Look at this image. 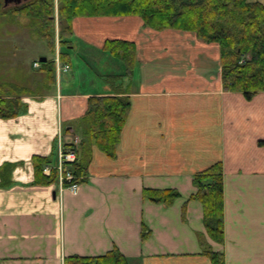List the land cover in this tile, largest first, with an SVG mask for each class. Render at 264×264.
I'll return each instance as SVG.
<instances>
[{"label": "crops", "instance_id": "obj_1", "mask_svg": "<svg viewBox=\"0 0 264 264\" xmlns=\"http://www.w3.org/2000/svg\"><path fill=\"white\" fill-rule=\"evenodd\" d=\"M85 19V34L99 48L109 38L137 45L135 72L115 82L132 102L117 156L80 144L78 160L87 165L76 192L36 184L32 158L57 159L59 146L80 136L88 98L116 90L106 82L80 91L67 76V92L23 96V114L0 118V167L18 163L13 183L0 187V264H64L69 255L114 247L129 264H213L203 253L208 245L224 253L225 264H264V91L247 100L225 90L219 45L194 33L156 31L136 16ZM122 23L91 36L98 24ZM218 161L222 244L210 239L202 204L191 199L194 175ZM145 188H175L181 197L164 205L144 198Z\"/></svg>", "mask_w": 264, "mask_h": 264}, {"label": "trees", "instance_id": "obj_2", "mask_svg": "<svg viewBox=\"0 0 264 264\" xmlns=\"http://www.w3.org/2000/svg\"><path fill=\"white\" fill-rule=\"evenodd\" d=\"M31 2L32 4H24L18 9L25 8L28 11L21 12L28 14L32 19L40 20V35L56 47L55 0ZM58 5V44L60 61L63 64L71 66L67 52L73 47L70 43L73 42V23L76 18L136 16L143 21L145 27L156 31L193 32L200 40L218 43L222 65L221 79L225 90L241 92L247 100H252L264 91V3L259 0H58ZM102 49L122 61L123 72L114 78L129 76L135 72V41L109 38L105 40ZM55 58H48L40 66L43 72L41 82L45 91L47 90L43 95L57 89L58 81L61 91L67 92L64 90L62 75L59 80L57 78ZM112 85L114 90L116 89L114 94L92 95L88 98L80 137L81 144H94L108 157L115 158L132 102L128 95L118 90L117 85ZM8 91L9 93L5 94ZM29 93L27 87L6 85L4 93H0V118L11 119L23 114L27 105L22 97ZM87 158H90L88 154ZM32 163L36 184H56V171L51 175H45L43 172L46 165L54 163L52 157L35 155ZM17 165L15 162H6L0 167V187H8L13 183L11 174ZM86 165L87 162L78 160L73 166V173L78 177L85 176ZM84 181L85 179H82L80 182ZM193 182L197 190L191 195V199H196L202 204L205 230L211 240L222 244L225 241L223 163L215 162L197 172ZM143 196L157 203L171 205L181 197V193L175 188H145ZM185 213L186 207L183 209V215ZM142 238H147L146 232ZM203 253L213 264H225L224 253L213 250L210 245L204 247ZM64 264L129 262L127 257L114 247L96 256L69 255Z\"/></svg>", "mask_w": 264, "mask_h": 264}, {"label": "rangeland", "instance_id": "obj_3", "mask_svg": "<svg viewBox=\"0 0 264 264\" xmlns=\"http://www.w3.org/2000/svg\"><path fill=\"white\" fill-rule=\"evenodd\" d=\"M1 1L0 85H2L3 88L0 87V93H4L6 85L15 84L27 87V89L30 91L29 95H43V93L47 91H45L41 82L43 72L40 67H35L34 63L35 61H39L42 64L40 61L41 57L52 59L57 56L58 52L60 57V46L58 45L60 30L58 0H55L54 16L56 27V47L52 46L40 35V20L32 19L30 16H28V14L25 15L26 11H28L25 8L23 9L25 13L21 12L23 10L19 9L3 12L4 0ZM259 1L264 3V0ZM28 3L32 4V2ZM75 21L77 23H75ZM88 21L93 22V20ZM86 22L87 21L85 18H76L74 20L73 28L76 32L72 38L73 42L70 43L73 45V47L67 52L69 53L72 68L66 72L62 71L61 73L62 78H66L67 76H70L71 78L75 77L78 80V84L76 83V86L73 87V89H79L80 91H91L95 87L100 86L101 84H104L108 81V83L111 85L112 83L115 84V82H118L122 78H114L117 76L116 73L123 72L122 61H120L118 58H115L107 51L99 48L96 43H93L91 39L85 34L87 33V30L90 29V27L86 25ZM75 25H77L76 30ZM124 25L126 24H110L109 27H106L104 25L98 24L96 25V29H100V31L96 32L97 30H95V33L93 32L91 36L95 34L96 37L98 36V33L104 34L106 33L105 30L109 28H112L113 30H120V27ZM77 30L79 31L77 32ZM194 35L196 36L195 33ZM93 39L96 38L93 37ZM109 78L112 80H108ZM57 86V88L60 87L59 81ZM117 87L118 90H120V84ZM6 93H9V91L5 92V94ZM79 132L81 133L82 131L80 130ZM56 160V158L53 159V162L55 163Z\"/></svg>", "mask_w": 264, "mask_h": 264}, {"label": "built area", "instance_id": "obj_4", "mask_svg": "<svg viewBox=\"0 0 264 264\" xmlns=\"http://www.w3.org/2000/svg\"><path fill=\"white\" fill-rule=\"evenodd\" d=\"M56 60V74L59 79L62 71L66 72L71 69L69 64H63L60 61L59 52L55 58ZM35 67H40L41 63L35 61ZM61 132V130H60ZM81 144V137L74 134L72 137V143L70 145L59 146L57 153V160L55 163L48 164L44 167V174L51 175L53 171L57 172L58 178L56 184L59 187V191L70 190L76 192L77 188L81 184V180L85 179V176H76L72 169L74 164L78 161L79 146ZM80 180V181H79Z\"/></svg>", "mask_w": 264, "mask_h": 264}, {"label": "flooded vegetation", "instance_id": "obj_5", "mask_svg": "<svg viewBox=\"0 0 264 264\" xmlns=\"http://www.w3.org/2000/svg\"><path fill=\"white\" fill-rule=\"evenodd\" d=\"M33 0H19V2L17 1H10L9 3L5 4L4 2V6H3V12H7L8 10H16L19 7L23 6L24 4L31 2ZM2 4V1L0 0V5Z\"/></svg>", "mask_w": 264, "mask_h": 264}, {"label": "water", "instance_id": "obj_6", "mask_svg": "<svg viewBox=\"0 0 264 264\" xmlns=\"http://www.w3.org/2000/svg\"><path fill=\"white\" fill-rule=\"evenodd\" d=\"M10 1H12V0H4L5 4L9 3ZM13 1H17V2H19V0H13ZM47 60H48L47 57H41V58H40V61H41L42 63H45Z\"/></svg>", "mask_w": 264, "mask_h": 264}]
</instances>
